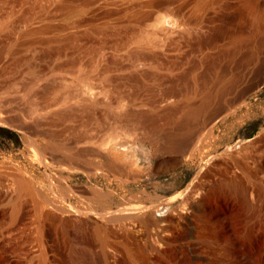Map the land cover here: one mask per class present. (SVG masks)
I'll list each match as a JSON object with an SVG mask.
<instances>
[{"label": "rangeland", "instance_id": "obj_1", "mask_svg": "<svg viewBox=\"0 0 264 264\" xmlns=\"http://www.w3.org/2000/svg\"><path fill=\"white\" fill-rule=\"evenodd\" d=\"M39 19L43 21L38 24ZM18 25L26 28L30 36L17 33ZM164 27L171 30L167 32ZM179 27L183 32L182 28L188 30L186 38ZM162 32L169 34L163 39ZM54 36L58 38L56 42ZM59 38L67 39V44V40L63 43ZM144 44L150 48L141 49L143 55L139 51L142 57L139 56L136 66L130 53ZM118 47L128 49L122 48L121 54ZM111 49L113 52H109ZM89 51L97 58L86 57ZM98 52L103 54L100 60ZM151 59L154 63L148 62ZM79 70L84 71L83 75L92 71L94 74L90 75L96 73L98 77L82 78ZM30 85L32 90L25 94L23 90ZM215 90L216 102L195 121L187 135L192 142L182 145L173 164H160L156 173L134 179L117 173L108 177L99 171L94 175L85 173L89 165H98L102 151L98 142L111 133L113 120L108 106L116 105L121 112L140 113L145 124L138 132L145 130L143 134L151 143H136L135 154L140 159L139 167H153L158 158L152 147L163 152L165 139L180 130L178 107L189 100L197 102L202 96L209 97ZM81 95L90 98L84 100ZM123 99L127 101L122 103ZM62 101L68 102L70 115L62 108ZM1 102L4 107L0 106V117L12 119L16 115L25 124L17 122L20 128L16 122L17 126L0 121V264H41L43 249L46 264H74L77 247L86 245L75 240L74 234L80 227L70 220L71 215L74 217L78 209H99L101 201L91 195L96 188L111 191L112 196L104 205L114 211L156 206L163 217L172 212L170 221L154 226L138 217L129 218L124 227L120 226L121 230L116 227L120 230L116 232L118 241L108 245L111 249L89 242L86 247L105 257L104 264H264V0H0ZM170 111L178 114L170 115ZM167 112L170 116L163 115ZM146 121L158 128L155 130ZM153 130L159 132L154 135ZM29 139L49 145L45 157L54 165L44 167L34 158L26 145ZM58 143L71 146L73 152L79 153L77 159H66L60 154ZM156 143L159 144L154 146ZM245 143L250 150L241 155L239 151H245ZM232 152L235 154L230 156ZM53 155L62 157L61 164L67 168L76 170L59 171L57 163L51 160ZM163 158L171 157L165 154L160 157ZM119 162L133 176L129 162L125 158ZM239 163L246 167L249 178L244 179V184L252 192L246 201L220 208V217L212 219L199 202L198 185H209L219 178L231 179L233 173L240 175ZM223 167H229V172ZM61 175L67 179L60 180ZM16 176L29 179L30 187L19 190L14 182ZM6 181L13 182L15 188ZM190 182V189L196 190L192 204H183V197L169 205L161 204ZM63 187L72 190L67 193ZM36 191L49 196L50 201L43 203L45 211L54 216L50 228L58 226L59 219L66 220L53 235L49 231L41 236L39 231V237V222L29 213ZM56 206L71 214H61ZM218 221L226 225L225 233L217 232Z\"/></svg>", "mask_w": 264, "mask_h": 264}, {"label": "bare ground", "instance_id": "obj_2", "mask_svg": "<svg viewBox=\"0 0 264 264\" xmlns=\"http://www.w3.org/2000/svg\"><path fill=\"white\" fill-rule=\"evenodd\" d=\"M45 17V16H44ZM2 20V19H1ZM43 21V20H42ZM42 21H40V19L37 21L36 20V22H38V24L39 23H41ZM181 21V20H180ZM179 21V22H180ZM2 22H3V20H2ZM6 22H8V21H6ZM12 22V21H11ZM20 22V21H19ZM18 22V23H19ZM174 22H175V20H174ZM3 23H5V22H3ZM21 23V22H20ZM28 23V22H27ZM26 23V24H27ZM173 23V22H172ZM177 21H176V26H177ZM180 23H182V22H180ZM36 24V23H35ZM174 24V23H173ZM14 25V24H13ZM31 25H33V24H31ZM179 25V24H178ZM181 26H182V24H180ZM24 26V25H23ZM169 26V25H168ZM172 26V25H171ZM170 26V27H171ZM16 27V26H15ZM24 27H26V26H24ZM42 27V26H41ZM40 27V28H41ZM183 27V26H182ZM21 27L18 25V30H16V32L17 33H23V35L25 36V37H29L30 36V32L28 31V30H26V28L24 29V28H21ZM38 28V27H37ZM51 28V27H50ZM165 29H166V27H164ZM180 28V27H179ZM178 28V29H179ZM74 29V28H73ZM169 29V27L166 29V30H168ZM187 29H189V28H187ZM50 30H52V28L50 29ZM53 30L54 31H57L56 29H54L53 28ZM169 30H171V28L169 29ZM169 30L167 31V32H169ZM182 30H184V32L183 31H181V28H180V32H183L184 33V35H185V38H186V33H187V31L188 30H185V28L183 29L182 28ZM4 31V30H3ZM26 31H28V32H26ZM65 31H66V29H65ZM65 31H64V33H65ZM68 31H69V29H68ZM174 31H177L178 32V30H175V28H174ZM174 31H172L173 33H174ZM185 31H186V33H185ZM52 34H53V32L52 31H50ZM67 32V31H66ZM75 32H76V30H75ZM164 33L166 32V31H163ZM162 32V34L163 35H161V37L163 36V39H164V36L165 35H168V34H164ZM166 32V33H167ZM177 32H175L174 34L175 35H177L176 33ZM190 32H191V30H190ZM190 32H188V35L190 34ZM47 33V32H46ZM55 33V32H54ZM38 34V33H37ZM56 34H58V32H56ZM174 34H172L173 36H174ZM44 35H45V33H44ZM71 35H73V34H71ZM171 35V36H172ZM183 35V34H182ZM19 36V35H18ZM22 36V35H21ZM43 36V35H42ZM68 36V35H67ZM70 36V35H69ZM178 36H180L179 34H178ZM52 37V36H51ZM56 37H57V35H56ZM65 37V36H64ZM73 37H75V35H73ZM182 37V36H181ZM20 38V37H19ZM23 38V37H22ZM21 38V39H22ZM33 38V37H32ZM36 38V37H35ZM53 38H55V36L53 37ZM67 38V37H66ZM28 39V38H27ZM60 39V41L62 40L61 38H59ZM65 39V38H64ZM63 39V40H64ZM162 39V40H163ZM165 39H166V37H165ZM169 39H170V37H169ZM175 39V38H174ZM41 40V39H40ZM46 40H49V39H46ZM54 40V42H56L57 40H58V38H55V39H53ZM62 40V42L64 43L67 39H65V41H63ZM173 40V39H172ZM32 41V40H31ZM35 41V40H34ZM43 41H45V39L43 38ZM50 41V40H49ZM59 41V42H60ZM164 41V40H163ZM169 41V40H168ZM47 42L48 41H45V43L47 44ZM53 42V41H52ZM58 42V43H59ZM67 42H68V40L65 42V44H67ZM167 42V41H166ZM171 42V41H170ZM176 42V41H175ZM56 44V43H55ZM148 44H150V43H148ZM167 44H169V43H167ZM172 44V43H171ZM175 44V43H174ZM60 45V47H61V44H59ZM55 46V45H54ZM53 46V47H54ZM58 46V45H57ZM115 46H116V44H115ZM51 47V49H52V46H50ZM157 47V46H156ZM178 47V46H177ZM123 48V47H122ZM119 49V47L117 48V49H119V52L122 54V52L120 51V50H123V49H126L125 47L123 48V49ZM134 48V47H133ZM145 48H150V47H148V46H145V44L144 45H141V47H139V48H137V49H135V50H133L130 54H131V56L133 57V59H131V60H133V62L134 63H136L137 61H138V58H139V56L143 53V54H145V52H143V51H141V49H145ZM173 48V47H172ZM70 48L68 47V50H69ZM128 49V48H127ZM138 49H140V50H138ZM161 49V48H160ZM168 49V48H167ZM170 49V48H169ZM168 49V50H169ZM91 50H93V49H91ZM95 50H97V49H95ZM112 50V51H111ZM109 52H113V49H111ZM162 50V49H161ZM63 51H65V50H63ZM70 51V50H69ZM101 51V50H100ZM118 51V50H117ZM124 51V50H123ZM139 51H141V54L139 53ZM90 52V51H89ZM154 52V51H153ZM57 53V52H56ZM63 53V52H62ZM70 54H71V52H69ZM96 53V52H95ZM98 53H100V55H101V53L102 52H98ZM116 53V52H115ZM151 53V52H150ZM79 54V53H78ZM81 54H83V53H81ZM103 54H105L104 53V51H103ZM102 54V55H103ZM126 54V53H125ZM142 54V55H143ZM161 54V53H160ZM56 55H58V54H56ZM72 55V54H71ZM75 55V54H74ZM87 56L86 57H88V55H90V56H95L94 55V53H92L91 54V52H90V54L89 53H87L86 54ZM100 55H98L99 56V60H100V57H102V55L100 56ZM127 56H128V54H126ZM126 55H124V53H123V56L124 57H126ZM142 55H141V57H142ZM150 55V54H149ZM68 56V55H67ZM80 56V58H81V55H79ZM83 56V55H82ZM85 56V55H84ZM106 56V55H105ZM151 56H154L153 54L151 55ZM157 56H159V55H157ZM75 57H77V56H75ZM74 57V58H75ZM86 57H84V58H86ZM96 58H97V55L95 56ZM130 57V56H129ZM148 57V56H147ZM163 57V56H162ZM68 58H70V57H68ZM74 58H71V59H74ZM83 58V59H84ZM92 58V57H91ZM96 58H94V60L93 61H95L96 62ZM151 58V57H150ZM88 59V58H87ZM149 59V58H148ZM152 59H153V57H152ZM151 59V61H148L149 63L150 62H153L154 63V61L153 60H155V59H153L152 60ZM77 60L79 61V57H77ZM76 60V61H77ZM128 60V59H127ZM150 60V59H149ZM67 61V60H66ZM69 61V60H68ZM76 61H74V63L77 65V63H76ZM88 61H89V59H88ZM113 61V60H112ZM125 61V60H124ZM155 61H158V60H155ZM98 63L100 62V61H97ZM129 62V61H128ZM72 63V62H71ZM98 63H96V65L98 64ZM114 63V62H113ZM138 64H139V62H137ZM137 63H136V66H137ZM159 63V62H158ZM69 64V63H68ZM73 64V63H72ZM109 64V63H108ZM152 64V63H151ZM160 64V63H159ZM100 64H98L97 66H99ZM130 65V64H129ZM97 66H96V68H97ZM136 66H134V68H136V69H139V68H137ZM153 66V65H152ZM101 67V66H100ZM118 67V66H117ZM132 67H133V65H132ZM159 67V66H158ZM95 68V67H94ZM88 69V68H87ZM91 69V68H90ZM98 69V68H97ZM93 70H96V69H93ZM109 70V69H108ZM120 70V69H119ZM79 71H83V70H79ZM78 71V72H79ZM141 71V70H140ZM84 72V71H83ZM83 72L81 73L82 75H81V77L82 76H84V78L87 76H91L90 75V73H93L92 71L91 72H89L88 73V75L87 74H85V75H83ZM95 72V71H94ZM113 72V71H112ZM126 72V71H125ZM133 72V71H132ZM99 73H101L102 74V72L99 70ZM65 74V73H64ZM94 74V73H93ZM222 74H224V73H222ZM98 75V74H97ZM113 75V74H112ZM70 76V75H69ZM93 76V75H92ZM104 76V75H103ZM116 76V75H115ZM71 77H73V76H71ZM78 77H80L79 75H78ZM77 76H76V78H78ZM93 77H95V78H97L98 76H96V73H95V75L93 76ZM100 77V76H99ZM113 77V76H112ZM111 77V78H112ZM198 77V76H197ZM222 77V76H221ZM83 78V77H82ZM92 78V77H91ZM101 78V77H100ZM111 78H109V79H111ZM191 78V77H190ZM73 79H75V78H73ZM113 79V78H112ZM192 79V78H191ZM77 80V79H76ZM82 81H84L83 79H81ZM91 80V79H90ZM159 80V79H158ZM211 80V79H210ZM88 82H89V80H87ZM87 81H84V82H87ZM110 81V80H109ZM77 82V81H76ZM80 82V81H79ZM79 82H77V84H79ZM87 82V83H88ZM193 82V81H192ZM192 82H191V85H192ZM207 82H209L208 80H207ZM219 82V81H218ZM217 82V83H218ZM210 83V82H209ZM208 83V84H209ZM85 84V83H84ZM200 84V83H199ZM187 85H189V84H187ZM79 86V85H78ZM200 87H201V85H199ZM190 86H188V88H189ZM199 87V88H200ZM206 87H208V85L206 86ZM205 87V88H206ZM202 88V87H201ZM200 88V89H201ZM32 90V85H30L29 87H28V89H25V90H23V92L25 93V94H28V93H30V91ZM190 90V89H189ZM188 90V91H189ZM217 90H218V88H217ZM23 92H22V94H23ZM217 92L218 91H214L212 94H210V96L209 97H207V96H202V97H200V100H198L197 102L196 101H192V100H189V101H187L186 103H185V105H183V107H178V108H180V120H181V124L178 126V130H179V132H176V134H171V135H169L168 136V138L167 139H165V145H162L163 146V148H164V150H163V148H161V151H163V152H160V148H158V147H152V148H155L154 149V153H155V156H156V159L158 158V160L156 161V163H155V165L153 166V167H139V161L138 160H140V159H138V156L136 155L137 153H136V151H135V148H136V146H137V144L136 143H138V142H145V141H147L148 140V137H147V134L146 133H144L143 134V131H145V130H142L141 132H138V130L141 128V126H142V124L144 125L145 123H143L144 121H143V119H142V117H141V115H140V113L139 114H133L132 112L131 113H129L128 111H122L121 112V110H120V107H116V105H111L112 103H114L113 101H112V103H108L110 106H113V107H109L108 105H106V106H108V112H110V115L109 116H111V119L110 120H113V122H112V127H111V129L109 128V127H107V130H111V133L109 134V137L108 138H105V139H103L101 142L99 141L98 143H99V146L101 147V149H102V151H101V153L99 154V160H98V165H89L88 166V171H86L85 173L87 174V175H89V174H92V175H94L95 174V172L97 171V173H98V171H99V173L101 174V175H106L107 177H108V175L110 174V173H117L119 176L121 175H123L125 178H131V179H134V178H140V177H142V176H145V175H149V174H152V173H156L158 170H159V165L160 164H164V163H166V164H173L174 163V161L178 158V155L179 154H181L180 152H181V148H182V145L183 144H185V145H189L188 144V142L187 141H189L190 143L192 142L191 140H188L187 139V135L190 133V131H191V129H192V127H193V124L195 123V121L199 118V116L202 114H204L205 112H206V110H207V108H209L210 106H212L215 102H216V96H217ZM224 92V91H223ZM193 93V92H192ZM24 94V95H25ZM185 94V93H184ZM62 97H64V96H62ZM80 97V96H79ZM81 97H82V95H81ZM80 97V98H81ZM86 96H84V98H85ZM95 97V98H94ZM93 98H94V100L96 99V101H97V98H96V96H94ZM83 98V97H82ZM83 98V99H84ZM86 98H90V97H86ZM86 98L84 99V100H86ZM71 99V98H70ZM77 99V98H76ZM83 99H82V101H83ZM91 99H92V97H91ZM91 99L90 100H87V101H91ZM122 99V98H121ZM161 99V98H160ZM159 99V100H160ZM63 100V99H62ZM93 100V99H92ZM93 100V101H94ZM120 100V99H119ZM134 100V99H133ZM123 101H124V99L122 100V103H123ZM127 101V100H126ZM126 101H124V102H126ZM3 102V101H2ZM2 102H1V104H0V106L2 105ZM63 102V101H62ZM68 102L70 103L71 101H69V99H68ZM68 102H66V103H68ZM85 102V101H84ZM121 101H119V103H120ZM131 102V101H130ZM66 103H62L61 104V106H63L62 108L63 109H65V112L68 110V107H67V105L68 104H66ZM122 103H121V105H122ZM132 103V102H131ZM183 103V102H182ZM77 104V103H76ZM94 104V103H93ZM98 104V103H97ZM102 105L104 104V103H101ZM107 104V103H106ZM88 105V104H87ZM101 105V106H102ZM134 105V104H133ZM176 105V104H175ZM181 105V104H180ZM3 107H4V104L2 105ZM86 106V105H85ZM85 106H83V108L85 107ZM95 106H96V102H95ZM104 106H105V104H104ZM125 106V107H124ZM124 110H125V108L127 107L126 106V104H124ZM100 107V106H99ZM99 107H97V108H99ZM122 107V108H123ZM131 107V106H130ZM160 107V106H159ZM62 108H59V110L61 109L62 110ZM78 108V107H77ZM76 108V109H77ZM82 108V107H81ZM87 108V107H86ZM96 108V107H95ZM165 108V111H166V107H164ZM170 108V107H169ZM173 108V107H172ZM75 109V108H74ZM85 109V108H84ZM84 109H82V111L84 110ZM134 110V109H133ZM136 110H137V108H136ZM172 110V109H171ZM64 111V110H63ZM62 111V112H63ZM70 111V110H69ZM169 111V110H168ZM5 112H7V110L5 111ZM161 112H162V110H161ZM164 112V111H163ZM173 112H174V110H173ZM176 112H178V111H176ZM175 112V114H178V113H176ZM8 113V112H7ZM10 113V112H9ZM27 113H28V111H27ZM67 113V115H70V113H68V111L66 112ZM160 113V112H159ZM170 113H171V111H170ZM12 114V113H11ZM19 114V113H18ZM17 114V115H18ZM23 114V113H22ZM29 114V113H28ZM109 114V113H108ZM141 114H144V113H141ZM147 114V113H146ZM164 114H166V116H167V114H168V112L167 113H163V115ZM172 114H174V113H171L170 115H172ZM174 114V115H175ZM15 115V114H14ZM25 115V114H24ZM148 115V114H147ZM146 115V116H147ZM162 115V116H163ZM169 115V114H168ZM169 115V116H170ZM173 115V116H174ZM12 116V115H11ZM21 116V115H20ZM155 116V115H154ZM176 116V115H175ZM175 116L173 117V118H175ZM15 117L17 118V116L15 115ZM15 117H12V119H11V117L10 118H2V117H0V121H2V122H4L5 124L6 123H10V124H12V125H14L15 124V122H16V124L17 125H21L22 123H24L25 124V122H21V120H23V119H21V120H19L18 118H19V116H18V118H17V120L15 121V120H13V118H15ZM22 117V116H21ZM28 117H30L29 115H28ZM157 117V116H156ZM110 118V117H109ZM108 118V119H109ZM168 118H170V117H168ZM29 119V118H28ZM148 120H151V118L149 119V118H147ZM146 119V120H147ZM154 119V118H153ZM157 119H158V117H157ZM200 119V118H199ZM100 120V119H99ZM145 120V119H144ZM105 121V120H104ZM19 124H18V123ZM148 122L149 121H146V123L148 124ZM3 123V124H4ZM150 124H151V122H149ZM153 123V122H152ZM171 122H169V124H170ZM15 124V125H16ZM24 124H22L23 126H24ZM154 124V123H153ZM165 124H168V123H165ZM165 124H163V126L165 125ZM172 124V123H171ZM16 125V126H17ZM20 125L18 126V127H20ZM106 125H108L107 123H106ZM152 125V124H151ZM158 125V124H157ZM110 126V125H109ZM147 126V125H146ZM146 126H144L145 128H146ZM149 126V125H148ZM147 126V127H148ZM152 126H154V128H155V125H152ZM162 125L160 126L161 128L163 127ZM151 127V126H150ZM174 127V126H173ZM21 128V127H20ZM19 128V129H20ZM109 128V129H108ZM145 128H142V129H145ZM158 128V127H157ZM157 128H155V130L157 129ZM176 129H177V127H175ZM174 128V129H175ZM22 129H23V127H22ZM149 129V128H148ZM160 129V128H159ZM169 129V128H168ZM175 129V130H176ZM150 130H152V128L150 129ZM154 131V130H153ZM158 132H159V130H157ZM146 132V131H145ZM155 132V131H154ZM158 132H155L154 133V135L156 134V133H158ZM108 133V132H107ZM151 132L149 131V134H150ZM153 133V132H152ZM151 133V134H152ZM166 133H168V132H166ZM170 133V132H169ZM146 134V135H145ZM150 136V135H149ZM162 136H165L164 134L162 135ZM195 136V135H194ZM160 137V136H159ZM158 137V138H159ZM118 138V140H116ZM152 138H154L153 136H152ZM163 138V137H162ZM190 138H193L194 139V137H190ZM156 139V138H155ZM158 141L160 140V139H157ZM254 140H256V139H254ZM258 140V139H257ZM256 140V141H257ZM149 141V140H148ZM160 141H162V140H160ZM159 141V142H160ZM252 140H250L249 142H251ZM53 142V141H52ZM94 142V141H93ZM150 142V141H149ZM153 142H155V140H153ZM185 142H187V144L185 143ZM95 143V142H94ZM151 143V142H150ZM252 143V142H251ZM254 143V142H253ZM252 143V144H253ZM64 144H67V143H64ZM64 144H57V145H59V153L60 154H62L63 156H65L66 157V159H72V160H74V159H77V157H78V154L79 153H77V152H73L70 148H71V146H70V148L69 147H66V145H64ZM155 144V143H154ZM157 144H159V143H156V145H154V146H157ZM250 144V143H249ZM255 144H256V142H255ZM26 145H28V147L30 148V151H31V154L34 156V158L35 159H37L38 161H39V163H41L44 167H47V166H49V165H54L52 162H49L47 159H46V157H45V155L49 152V145H40V144H37L34 140H32V139H29L28 141H27V144ZM184 145V146H185ZM245 145H246V143H245ZM159 146V145H158ZM183 146V147H184ZM191 146V145H190ZM253 146H254V144H253ZM161 147V146H160ZM190 148V147H189ZM186 149H188V148H186ZM246 149H248V150H250L249 148H247V145H246V148H245V151L243 150V148H242V150H240L239 152L241 153L242 151L244 152V153H246L247 151H246ZM235 152H238V151H235ZM242 152V153H243ZM136 153V154H135ZM183 153V152H182ZM242 153H241V155H242ZM243 153V154H244ZM165 154H167L169 157H171V158H163V159H160V157L162 158ZM233 154H235L234 152H232V153H230L229 155L231 156V155H233ZM154 156V155H153ZM236 156H237V154H236ZM239 156V155H238ZM244 156V155H243ZM242 156V157H243ZM54 159H51V160H54V163L56 164V166H57V168H58V170L59 171H75L76 169L75 168H67L65 165H63V164H61V162H63L64 161V159L62 158V157H56L55 155H53L52 156ZM239 157H241V156H239ZM123 158H125L128 162H129V165H130V168L132 169V173H133V176H131V174H129V173H127L128 172V170H126L125 168H126V166H122V163L123 162H121V165L119 164L120 162H119V160L120 159H123ZM50 160V161H51ZM62 160V161H61ZM241 161V160H240ZM126 164V163H125ZM237 164V163H236ZM241 163H239V166L238 165H236V166H238V169H239V171H240V175H235V173H233L232 171H230V172H232L233 173V175H232V178L230 177L231 175H229L228 173H226V174H228L229 175V177L231 178V179H226V178H219V177H223V176H219V177H217V178H219V179H215V181H213V182H210L209 183V185H208V183H207V185H205V183L204 182H201L199 185H198V190L200 191V194H199V202L206 208V210H208V213H209V217H211L212 219H214L215 217H217V216H219L220 217V215H219V210H220V208H225V207H227L228 205H230L231 203H238V202H240L241 200H247L248 199V195H250L251 194V192H252V189H250V188H248L247 186H245V184H244V179H246V178H249V175H248V172H247V170H246V167H245V165H240ZM52 167V166H51ZM228 168L229 167H223V169L226 171V172H229V170H228ZM130 169V170H131ZM209 170V169H208ZM22 171H23V169H22ZM124 173V174H123ZM231 173V174H232ZM115 174H114V176H115ZM126 174H128V175H126ZM226 174H225V177H228V176H226ZM17 175V174H16ZM50 176V175H49ZM118 176V177H119ZM117 177V176H116ZM10 179V178H9ZM65 179H67V178H64L62 175L60 176V180H65ZM121 179V178H120ZM196 179V176H195V178H194V180ZM14 180V179H13ZM129 180V179H128ZM126 181H127V179H126ZM7 182V181H6ZM8 182H10L11 183V181H8ZM7 182V183H8ZM14 182H16L17 183V186H18V188H19V190H23V191H25L26 189H28L29 187H30V183H29V179H26V178H23V177H21V176H19V177H17L16 176V181H14ZM192 182H193V180H192ZM192 182H190V183H188L187 184V186L181 191V192H179L178 194H176V195H174V196H172V197H170V198H167L165 201H163L161 204H168V203H171V202H173L175 199H177V198H179V197H183V199H182V201L184 202L183 204H185V203H189V204H192V202L194 201L193 200V195H194V191H195V193H196V190H194V189H190V187H191V184H192ZM10 183H8V185L10 184ZM13 183V182H12ZM11 183V184H12ZM8 185H6L5 184V187L6 186H8ZM12 186L15 188V186L12 184ZM72 186V185H71ZM73 187V186H72ZM252 188V187H251ZM8 189H10L11 190V187H9ZM63 189V191L64 192H67V193H69L72 189H70V188H66V187H63L62 188ZM190 189V190H189ZM5 190H6V188H5ZM9 190V191H10ZM14 190H16V189H14ZM194 190V191H193ZM8 191V192H9ZM35 191V190H34ZM12 192V191H11ZM10 192V193H11ZM198 192V191H197ZM92 198L93 199H98V200H100L101 201V203H100V206H99V209L97 210V211H93V209H91V210H88V211H80L79 209L76 211L77 212V214L73 217V215H71V219L70 220H72V221H75V222H78L79 223V226L78 227H80L79 229H78V231H77V234H74L75 235V240L77 241V243H81V242H84L83 244H85L86 246L87 245H89V242H95V243H97L98 245H100L101 246V248H103V249H105V247H108V245L111 247L112 246V244H113V242H114V240L117 238V236L118 235H116V232H120V230H121V228H120V226L121 227H124V226H122L123 224H124V222L126 221V220H128L129 218H132V217H138V218H140V220L141 221H143V222H145L146 224H150V225H156L157 224V222H161V223H163L164 221H168L169 219H171V211H169V213H170V215L168 214H166L167 216H165L164 215V217L162 216V215H160V213H158L157 211H156V206H150V207H146V208H142V210H139V208L137 209V210H133V209H131V208H118L117 210H111L108 206H106V205H104V204H106V202H108L109 200H110V197L112 196V194H111V191H109V190H103V189H98V188H96V189H93V192H92ZM18 197V196H17ZM61 198V197H60ZM14 199V198H13ZM25 199V198H24ZM53 199V198H52ZM17 200V199H16ZM57 200V199H56ZM50 200H49V196L48 197H46L45 195H42V193L40 194L39 192H37L36 191V195H34V198H33V203L31 204L32 205V209H31V212H29L30 214H32V216L36 219V221H38L39 223V225H36V228H37V230H38V228H39V230L37 231V233L39 234V231H40V233H41V236H43V232H46V233H48L49 231V233L50 234H52V232H55L56 231V229L59 227H63L64 226V222H66V220H64V219H59L58 221H57V224L56 225H58V226H55L54 227V229L53 228H50L49 227V225L51 224V221L53 220V214L52 213H50V212H48L47 210L45 211V209H44V203L43 202H49ZM59 201V200H58ZM165 202V203H164ZM251 202V201H250ZM23 204V203H22ZM49 204V203H48ZM50 205V204H49ZM55 205V204H54ZM169 205V204H168ZM180 206H181V204H179ZM179 205H177V209H178V206ZM63 206V205H62ZM233 206V205H232ZM27 207V206H26ZM25 207V208H26ZM52 207V206H51ZM60 207V206H59ZM162 207H164V206H162ZM176 207V206H175ZM175 207L173 208V209H175ZM182 207V206H181ZM234 207V206H233ZM57 211H60V213L61 214H65V215H70L71 214V212H68V210H62V209H60V208H58L57 206L56 207H54ZM167 208V207H166ZM169 208V207H168ZM166 210V209H165ZM172 210V209H171ZM172 211H175V210H172ZM178 212V211H177ZM175 213V212H174ZM179 214V213H178ZM173 215V214H172ZM65 217H67V216H65ZM224 217V216H223ZM68 218H69V216H68ZM67 218V220L69 221V219ZM33 221H35V220H33ZM163 221V222H162ZM170 221V220H169ZM70 222V221H69ZM78 223H77V225H78ZM160 223V224H161ZM36 224V223H35ZM72 225L73 224V222H71V223H69V225ZM38 226V227H37ZM67 226H68V224H67ZM119 227L120 228V230H118L117 231V229H116V227ZM215 226H216V229H217V232L218 233H225L226 232V225L225 224H223V223H221V222H215ZM61 227V228H62ZM72 227H73V225H72ZM36 228H35V232H36ZM51 230H50V229ZM59 228H58V230H59ZM83 228V229H82ZM126 228V227H125ZM213 228H214V226H213ZM85 229V230H84ZM86 229H88V231L86 232ZM62 230H65V229H62ZM126 230V229H125ZM124 231V230H123ZM32 233H34V231H32ZM36 233V235H38ZM62 233V232H61ZM53 235V234H52ZM74 235H72V236H74ZM39 237H40V234L38 235ZM47 236H49L48 234H47ZM39 242H40V239L38 240ZM116 241H118L117 239H116ZM115 241V242H116ZM121 240H119V242H120ZM114 242V243H115ZM121 243V242H120ZM124 243V242H123ZM165 243H167L166 241H164V244ZM82 244V243H81ZM118 244V243H117ZM122 244V243H121ZM120 245V244H119ZM123 245H125V244H123ZM43 246V245H42ZM86 246H76L77 247V253H76V255H75V259H74V264H104L103 263V260L105 259V257H103V256H101L100 254V256H97V255H95L94 254V252L93 251H91V250H89V248H91V247H89V248H87ZM115 246H118V245H115ZM122 246V245H121ZM123 247V246H122ZM40 248V247H39ZM44 247H42V249H43ZM109 248V247H108ZM41 249V250H42ZM46 249V248H45ZM107 249V248H106ZM109 249H111V248H109ZM156 249H158L159 250V248H156ZM125 250H127V248L125 247ZM99 251V250H98ZM101 251H102V249H101ZM44 249H43V254H42V252H41V262H39V263H41V264H46V261H47V259H46V257H45V254H46V252H45V254H44ZM96 253V252H95ZM103 255H105V253L103 254ZM112 255V254H111ZM109 256V255H108ZM111 257V256H110ZM112 258H114V255L112 256ZM116 258V257H115ZM111 259V258H110ZM114 260V259H113ZM118 260V258H116V261ZM110 262H112V261H110L109 260V263ZM114 262H115V260H114ZM107 264H108V261L106 262ZM116 263V262H115ZM114 263V264H115ZM113 264V263H112Z\"/></svg>", "mask_w": 264, "mask_h": 264}]
</instances>
